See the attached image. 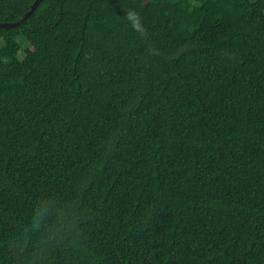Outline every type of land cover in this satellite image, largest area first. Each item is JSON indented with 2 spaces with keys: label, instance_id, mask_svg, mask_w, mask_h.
Listing matches in <instances>:
<instances>
[{
  "label": "trees",
  "instance_id": "16d2710c",
  "mask_svg": "<svg viewBox=\"0 0 264 264\" xmlns=\"http://www.w3.org/2000/svg\"><path fill=\"white\" fill-rule=\"evenodd\" d=\"M0 264H264V0H43L1 28Z\"/></svg>",
  "mask_w": 264,
  "mask_h": 264
},
{
  "label": "water",
  "instance_id": "95a60500",
  "mask_svg": "<svg viewBox=\"0 0 264 264\" xmlns=\"http://www.w3.org/2000/svg\"><path fill=\"white\" fill-rule=\"evenodd\" d=\"M42 1L43 0H36L34 4L32 5L31 10L20 21L16 23H0V29L1 28H13L23 23L26 19H28L34 13V11L38 8V6L41 4Z\"/></svg>",
  "mask_w": 264,
  "mask_h": 264
}]
</instances>
